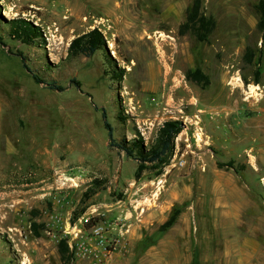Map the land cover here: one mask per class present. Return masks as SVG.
<instances>
[{
	"label": "rangeland",
	"instance_id": "obj_1",
	"mask_svg": "<svg viewBox=\"0 0 264 264\" xmlns=\"http://www.w3.org/2000/svg\"><path fill=\"white\" fill-rule=\"evenodd\" d=\"M258 1L201 0L215 24L199 40L180 31L192 0H0V264H236L240 250L264 253ZM14 16L40 34L12 36ZM93 26L106 49L68 55L71 38ZM18 51L63 90L36 82ZM196 67L207 84L186 78ZM101 107L114 140L140 135L146 146L165 120H181L168 162L136 176L138 161L111 145ZM229 176L253 204L238 224L228 215L236 209H226L242 199H231ZM96 228L108 250L75 257L76 231ZM61 238L69 262L58 252Z\"/></svg>",
	"mask_w": 264,
	"mask_h": 264
},
{
	"label": "trees",
	"instance_id": "obj_2",
	"mask_svg": "<svg viewBox=\"0 0 264 264\" xmlns=\"http://www.w3.org/2000/svg\"><path fill=\"white\" fill-rule=\"evenodd\" d=\"M258 7L260 9L261 18L260 25L264 26V0L258 1ZM9 29L12 36L20 38L23 41H31L37 35L40 34V27L38 24L34 23L32 20L27 19L22 16H14L9 20ZM215 20L212 16L205 15L201 10V0H192V3L186 14V19L180 24V31H185L187 29L195 33L199 40H204L207 38L209 32L213 29ZM106 38L102 30L98 26H93L90 29L81 32L69 41L67 51L68 55L83 53L84 55L90 56L97 49H106ZM21 56L22 65L32 74L33 79L38 83H45L48 88L55 90H63V87L54 81L46 82L39 75L32 71L30 66L25 61V56L21 51L17 53ZM123 69L120 71L113 72V75L117 78L122 76ZM260 71L257 67L255 69V75L258 77ZM189 80L196 81L198 83L207 84L208 77L201 71L199 67L193 69L186 75ZM76 85H80L77 80H72ZM258 83V81H256ZM101 117L103 125L107 130L108 137L112 142L111 145L118 147L120 150L124 151L127 157L133 158L138 161L136 176L147 168V165L151 163L154 166H161L168 162L170 155L174 149V138L183 128V123L181 120L171 119L165 120L161 126L158 127L155 137L146 146L142 136L133 138L132 140H126L125 138L120 141H116L112 138L113 129L109 121L107 120L106 110L101 107ZM233 162H229L232 165ZM219 165V164H218ZM220 166H222L220 164ZM179 208L174 209L169 218L160 225L159 229L165 231L167 228L171 227L176 220ZM31 226L35 229L38 227L36 222H32ZM58 252L60 257L65 261H70L72 259L73 253L69 250L67 239L61 238L58 242Z\"/></svg>",
	"mask_w": 264,
	"mask_h": 264
},
{
	"label": "crops",
	"instance_id": "obj_3",
	"mask_svg": "<svg viewBox=\"0 0 264 264\" xmlns=\"http://www.w3.org/2000/svg\"><path fill=\"white\" fill-rule=\"evenodd\" d=\"M263 128V125H262ZM259 129L261 130V127L259 126ZM254 173V172H253ZM235 177L237 178H242L243 179V175L246 176V173H239V172H235ZM229 179H231V181L229 180L228 184H231L230 187L232 189V193H230L229 195L231 196V199L233 198V196L236 194V196H240L242 199H236V203L235 204H231L230 207L226 208L227 210L231 209V210H235L236 214H232V213H228L229 216L233 217L237 224L239 223V221L241 220V212L246 211L248 209H250V207L253 205L249 202V197H245L247 195V193H245L242 188L241 185L239 183V180H235L234 177L229 176ZM244 192V195L241 194H237V193H242ZM255 207V205L253 206ZM240 211V212H239ZM236 259V264H263L264 260V253L262 254L261 251H253V252H247V251H243L240 250L238 252H236L235 256H233Z\"/></svg>",
	"mask_w": 264,
	"mask_h": 264
},
{
	"label": "built area",
	"instance_id": "obj_4",
	"mask_svg": "<svg viewBox=\"0 0 264 264\" xmlns=\"http://www.w3.org/2000/svg\"><path fill=\"white\" fill-rule=\"evenodd\" d=\"M180 163L183 164V162ZM72 241L69 245L77 258L98 257L108 250L107 245L109 244L99 228L94 229L90 236H83L81 229H78ZM112 243L117 245V240L110 241V244Z\"/></svg>",
	"mask_w": 264,
	"mask_h": 264
},
{
	"label": "bare ground",
	"instance_id": "obj_5",
	"mask_svg": "<svg viewBox=\"0 0 264 264\" xmlns=\"http://www.w3.org/2000/svg\"><path fill=\"white\" fill-rule=\"evenodd\" d=\"M10 16V15H9Z\"/></svg>",
	"mask_w": 264,
	"mask_h": 264
}]
</instances>
